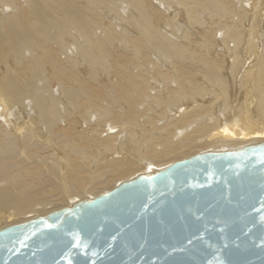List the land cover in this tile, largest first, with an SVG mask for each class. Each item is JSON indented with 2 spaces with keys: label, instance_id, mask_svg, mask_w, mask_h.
Instances as JSON below:
<instances>
[{
  "label": "bare ground",
  "instance_id": "obj_1",
  "mask_svg": "<svg viewBox=\"0 0 264 264\" xmlns=\"http://www.w3.org/2000/svg\"><path fill=\"white\" fill-rule=\"evenodd\" d=\"M0 63V228L264 141V0H0Z\"/></svg>",
  "mask_w": 264,
  "mask_h": 264
},
{
  "label": "water",
  "instance_id": "obj_2",
  "mask_svg": "<svg viewBox=\"0 0 264 264\" xmlns=\"http://www.w3.org/2000/svg\"><path fill=\"white\" fill-rule=\"evenodd\" d=\"M0 264H264V141L1 227Z\"/></svg>",
  "mask_w": 264,
  "mask_h": 264
},
{
  "label": "rangeland",
  "instance_id": "obj_3",
  "mask_svg": "<svg viewBox=\"0 0 264 264\" xmlns=\"http://www.w3.org/2000/svg\"><path fill=\"white\" fill-rule=\"evenodd\" d=\"M260 11H261V8H260L259 11L257 12V17H258L257 20H259V16H260V13H261ZM259 12H260V13H259ZM0 64H1V63H0ZM1 65H2V64H1ZM175 161H178V160H175ZM170 162H173V161H170ZM168 164H170V163H168ZM34 211H36V210H34ZM34 211H30V212H28L27 215H28V214L33 215L34 213L32 214V212H34ZM30 215H29V216H30ZM9 218L11 219L12 217H9ZM13 218H14V217H13Z\"/></svg>",
  "mask_w": 264,
  "mask_h": 264
}]
</instances>
